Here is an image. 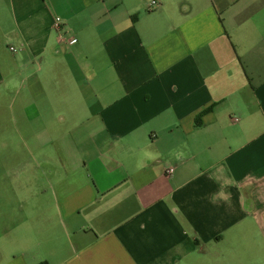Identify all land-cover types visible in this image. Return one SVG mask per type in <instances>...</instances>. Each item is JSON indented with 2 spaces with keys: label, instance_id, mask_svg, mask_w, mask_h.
I'll use <instances>...</instances> for the list:
<instances>
[{
  "label": "crops",
  "instance_id": "crops-1",
  "mask_svg": "<svg viewBox=\"0 0 264 264\" xmlns=\"http://www.w3.org/2000/svg\"><path fill=\"white\" fill-rule=\"evenodd\" d=\"M26 82L51 193L0 189V264H264V0H0Z\"/></svg>",
  "mask_w": 264,
  "mask_h": 264
},
{
  "label": "rangeland",
  "instance_id": "rangeland-1",
  "mask_svg": "<svg viewBox=\"0 0 264 264\" xmlns=\"http://www.w3.org/2000/svg\"><path fill=\"white\" fill-rule=\"evenodd\" d=\"M45 74L43 82L51 92V77ZM22 88L18 96L0 100V189L51 193V100H21L30 97L29 82L18 90ZM15 201L9 198L8 205Z\"/></svg>",
  "mask_w": 264,
  "mask_h": 264
},
{
  "label": "built area",
  "instance_id": "built-area-1",
  "mask_svg": "<svg viewBox=\"0 0 264 264\" xmlns=\"http://www.w3.org/2000/svg\"><path fill=\"white\" fill-rule=\"evenodd\" d=\"M156 5H157V3L153 2L152 7L150 9H152ZM63 25H64L63 20L61 18H57L56 22H55V28L60 30V29H62ZM61 40L64 41L62 37H61ZM10 50H11L12 53H16L17 52V49L15 47H11ZM167 173L168 174H173L174 173V169L173 168L169 169L167 171Z\"/></svg>",
  "mask_w": 264,
  "mask_h": 264
},
{
  "label": "trees",
  "instance_id": "trees-1",
  "mask_svg": "<svg viewBox=\"0 0 264 264\" xmlns=\"http://www.w3.org/2000/svg\"><path fill=\"white\" fill-rule=\"evenodd\" d=\"M207 111H208V110H207ZM207 111H206V112H207ZM199 121H201V116H199L198 119H197V122H198V123H199Z\"/></svg>",
  "mask_w": 264,
  "mask_h": 264
}]
</instances>
